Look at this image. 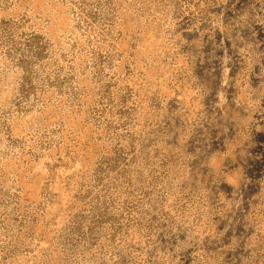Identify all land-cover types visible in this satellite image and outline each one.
Returning a JSON list of instances; mask_svg holds the SVG:
<instances>
[{"label": "rangeland", "instance_id": "374dc122", "mask_svg": "<svg viewBox=\"0 0 264 264\" xmlns=\"http://www.w3.org/2000/svg\"><path fill=\"white\" fill-rule=\"evenodd\" d=\"M0 264H264V0H0Z\"/></svg>", "mask_w": 264, "mask_h": 264}]
</instances>
